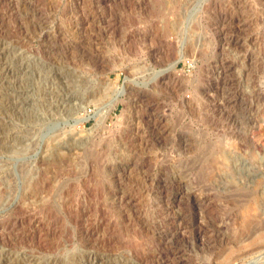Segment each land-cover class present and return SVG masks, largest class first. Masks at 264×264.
Returning a JSON list of instances; mask_svg holds the SVG:
<instances>
[{"label": "rangeland", "instance_id": "1", "mask_svg": "<svg viewBox=\"0 0 264 264\" xmlns=\"http://www.w3.org/2000/svg\"><path fill=\"white\" fill-rule=\"evenodd\" d=\"M0 261L264 264V0H0Z\"/></svg>", "mask_w": 264, "mask_h": 264}, {"label": "bare ground", "instance_id": "2", "mask_svg": "<svg viewBox=\"0 0 264 264\" xmlns=\"http://www.w3.org/2000/svg\"><path fill=\"white\" fill-rule=\"evenodd\" d=\"M12 264L11 262L0 261V264Z\"/></svg>", "mask_w": 264, "mask_h": 264}]
</instances>
